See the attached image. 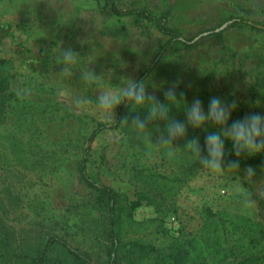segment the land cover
Returning a JSON list of instances; mask_svg holds the SVG:
<instances>
[{
	"label": "rangeland",
	"instance_id": "1",
	"mask_svg": "<svg viewBox=\"0 0 264 264\" xmlns=\"http://www.w3.org/2000/svg\"><path fill=\"white\" fill-rule=\"evenodd\" d=\"M119 7H146L155 14L170 9L169 26L189 38L222 19L244 15L243 10L264 9V0H121ZM256 19L264 20V15ZM165 40L146 20L101 12L93 0H0V68L12 76L10 106L0 126V145L7 151L0 158V226L11 240L9 254L22 257L8 258L6 264H27L26 257L50 235L87 251L97 263L104 261L98 239L105 213L92 208L75 163L95 123L105 121L94 103L87 108L77 104L78 98L99 96L97 85L82 81L81 73L88 68L101 75L103 88H117L124 78L136 80ZM223 40L224 48L211 37L189 49L175 45L145 80L148 93L164 102L165 92L173 88L184 102L199 98L205 110L212 97L234 101L229 124L264 113V34L233 28ZM68 48L80 57L65 71L59 49ZM175 103L184 107L182 101ZM135 110L125 104L123 121L146 118V109ZM170 116L183 120L184 112L173 106ZM116 117L117 107L114 121ZM164 126L163 121L148 124L150 142L121 123L90 146L89 173L126 202L141 198L132 213V239L164 247L179 231L201 229L205 205L239 213L247 206L264 220L263 170L255 171L251 180L246 176L249 167L229 171L222 179L210 176L183 147L196 137L204 146L208 132L216 129L188 127L186 137L173 141L170 156L171 146L157 145ZM14 141H19L21 153L12 161L7 149ZM225 155L242 162L252 157H237L227 140Z\"/></svg>",
	"mask_w": 264,
	"mask_h": 264
},
{
	"label": "trees",
	"instance_id": "2",
	"mask_svg": "<svg viewBox=\"0 0 264 264\" xmlns=\"http://www.w3.org/2000/svg\"><path fill=\"white\" fill-rule=\"evenodd\" d=\"M93 1L98 4L101 12L108 10L119 18L134 17L146 20L166 37L151 65L140 73L137 81H145L161 58L175 45L189 49L202 39L211 37L219 47L224 48L223 35L233 28L264 34V20L256 19V16L264 15V9L243 10L244 15L222 19L215 27L187 38L179 29L169 26L170 9L155 14L146 7L121 9V0H103L102 6L99 0ZM0 64H4V61H0ZM260 66L263 68L260 74L264 80V57H260ZM11 77L5 68H0V126L10 106L7 102L11 97ZM124 106L125 104L117 106V117L112 126L106 125L105 122L95 123L87 145L75 163L79 182L90 192L92 208L99 213H105L104 228L101 229L98 239L104 261L97 263L87 251L73 246L63 237L50 235L31 256L26 257L27 264H264V220L249 213L247 206L239 213L225 209L214 210L205 205L201 208L205 217V224L201 229L196 232L179 231L164 247L141 243L131 238L133 227L136 225L132 213L141 206V198L126 202L118 192L96 180L88 170L92 142L102 132L120 127ZM9 148V157L12 156L13 161L21 153L19 141L11 142ZM6 152L5 147L0 145V158L7 157ZM201 154H206L204 146L201 147ZM224 159L226 164L237 160L228 155H225ZM195 167L196 165L193 166ZM244 167L264 171V154L252 156L247 162L239 161V169ZM261 180L264 181V175ZM172 181H179V177ZM262 188L264 201V187ZM10 245L11 240L3 234L0 226V264H6L8 258H22L20 255L9 254Z\"/></svg>",
	"mask_w": 264,
	"mask_h": 264
},
{
	"label": "clouds",
	"instance_id": "3",
	"mask_svg": "<svg viewBox=\"0 0 264 264\" xmlns=\"http://www.w3.org/2000/svg\"><path fill=\"white\" fill-rule=\"evenodd\" d=\"M59 53V58L64 61L63 70L65 71L68 65L77 63L80 57L79 52L72 48L59 49ZM100 76L89 71L88 68L81 73L82 81L97 85L99 96L95 100L87 96L78 98L77 104L82 108H87L94 103L108 126L114 124V110L120 104H127L131 108L135 106L136 110L146 109L145 119L135 118L131 122L125 119L122 123L132 128L138 136L145 135L152 142V131L149 130L148 124L152 121L165 122L164 131L159 136L157 145L171 146L168 153L170 156L174 155L173 141L186 137L188 127L195 129L210 125L215 128V131L208 132L205 137L204 151L206 154H201L198 137L186 140L183 147L196 158L201 170L210 176L222 179L229 171L237 173L239 170V160L225 163L226 140L231 142L232 151L237 157L241 154L247 156L264 154V113L253 112L229 124L231 114L236 108L234 101L227 103L220 97H212L205 110L199 98L187 103L178 98L175 89L169 88L164 94L165 101L161 102L148 93L145 81L124 78L117 88H103L99 81ZM176 101H182L184 107H178ZM173 106L183 110V120L170 116ZM254 173L255 170L249 167L246 170L247 178L251 180ZM240 187L247 191L242 185Z\"/></svg>",
	"mask_w": 264,
	"mask_h": 264
}]
</instances>
